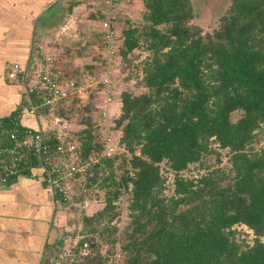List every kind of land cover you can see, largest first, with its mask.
<instances>
[{
    "label": "trees",
    "instance_id": "trees-1",
    "mask_svg": "<svg viewBox=\"0 0 264 264\" xmlns=\"http://www.w3.org/2000/svg\"><path fill=\"white\" fill-rule=\"evenodd\" d=\"M141 1L142 31H122L117 47L125 60L142 37L148 52L137 83L144 93L120 94L112 127L128 169L116 179L114 156L90 166L82 186L105 190L104 206L81 217L86 231L62 264H107L116 242L122 264H264V148L251 147L264 126V0H230L216 28L203 34L189 25L190 0ZM86 114L80 110L75 133L82 159L103 149ZM211 142L226 151V172L206 171L203 159L217 154ZM162 162L173 177L168 197ZM192 164L203 173L183 177ZM124 193L118 229L112 201ZM239 225L251 231L250 244L236 239Z\"/></svg>",
    "mask_w": 264,
    "mask_h": 264
},
{
    "label": "crops",
    "instance_id": "crops-1",
    "mask_svg": "<svg viewBox=\"0 0 264 264\" xmlns=\"http://www.w3.org/2000/svg\"><path fill=\"white\" fill-rule=\"evenodd\" d=\"M120 2L117 0L113 10L116 35ZM104 18L103 0H0L2 124L7 125L30 97L18 80L8 79L9 73L21 71L31 76L43 56L48 55L64 82L86 85V69L97 71L95 75L98 76L100 28ZM82 77L84 79L79 81ZM116 92L109 107V119L117 112L120 114V100L115 102ZM67 106L72 109L73 102ZM90 114L86 115L96 127L99 122L97 112ZM18 124L32 131L46 130L45 119L40 114L34 117L23 113ZM116 135L114 139H118ZM76 211L77 208L63 204L56 195L46 191L42 172L33 164L14 180L0 184V264H47L56 256L54 253L58 248L65 246L67 241L81 238V233L86 231H83L81 221L74 220ZM79 215L91 216L87 212ZM73 228L82 231H71L68 235Z\"/></svg>",
    "mask_w": 264,
    "mask_h": 264
},
{
    "label": "built area",
    "instance_id": "built-area-1",
    "mask_svg": "<svg viewBox=\"0 0 264 264\" xmlns=\"http://www.w3.org/2000/svg\"><path fill=\"white\" fill-rule=\"evenodd\" d=\"M117 0H103L105 18L101 24L99 73L95 85L102 94L101 101L95 102L98 123V141L102 151L98 155L82 159L79 156V142L71 134L67 113L62 114V107L71 100L83 96L87 85L77 86L72 82H64L61 72L53 60L43 56L33 75H24L21 71L9 73L10 80H18L24 86L25 93L30 96L15 117H11L7 125L0 122V184L20 176L31 164L41 172L48 193L56 195L62 203L75 206L79 201L74 197L72 188H84L80 183L86 176L90 166L100 158H112L117 150V139L111 135L110 105L114 91L129 74L130 56L125 60L117 54L116 34L113 28V10ZM141 49L139 50V52ZM43 116L46 122L45 132L21 128L18 119L21 114ZM109 121V122H108ZM118 229L123 225L124 218L118 216L114 220ZM92 242L82 244L86 249ZM107 264H122L118 242L107 256Z\"/></svg>",
    "mask_w": 264,
    "mask_h": 264
},
{
    "label": "rangeland",
    "instance_id": "rangeland-1",
    "mask_svg": "<svg viewBox=\"0 0 264 264\" xmlns=\"http://www.w3.org/2000/svg\"><path fill=\"white\" fill-rule=\"evenodd\" d=\"M199 1L201 0H190V6L193 17L191 21H189V25L198 28L202 34L207 32L210 33L213 29L216 28L217 20L220 17L221 13H224L226 11L230 0H222L217 2L206 0V5L200 3ZM143 12H144V7L141 0H121L117 12L120 15L118 23L116 24L117 35H115L117 41V47L119 44H121L122 41V31L126 30L127 28L130 29L134 28L137 30V34H140L144 24L142 20ZM92 28L93 27H90V29ZM93 41L94 43H96L97 39L94 38ZM145 48H146V42L141 37L138 47L135 48V50L128 55L131 57L129 74L126 78L122 80V82L119 85L116 86L117 92L115 94V102L117 99H119L120 94L123 92H129L131 93V95H139L141 93H144L143 88H141L137 83L140 78L141 65L143 63V60L148 55V52L145 51ZM140 49L142 51L139 52ZM96 72L97 71H93V70L89 71L88 69H86L85 73L87 74V76H85V79L87 82L85 81V83L87 87L83 91V96L81 98H77L76 96V98L71 100V102H68L65 106L62 107L63 109L61 111L63 112V114L64 113L68 114V112L70 114V120H69L71 124L70 129H71V134L74 137H75V133L80 131L79 125L77 124V121L79 120L78 118H80V110L87 109L88 113H91L90 115H96L97 110L95 108V102L96 101L100 102L102 99V94L95 95V92L97 93L100 91V89L96 85L94 87V82H96L97 80V75H95ZM81 79H84V77L80 78L79 81H81ZM72 102H73V107L72 109H70L67 105ZM67 117L68 115L66 116V118ZM118 117H119L118 112L111 116L110 122L109 121L108 122L112 124V127L113 125H115L117 121L116 119H118ZM236 117L237 116L234 114L232 116V120H234ZM91 129L94 131V134H96L97 136L98 130L97 128L93 127V124L91 125ZM115 131L112 130L113 138L117 136L116 133L118 134V129ZM210 147L217 154L216 155L210 154L203 159L204 166L207 167L206 171L219 168L224 172H226L228 170V162H227L228 156L226 154V151L217 148L216 144L213 142L210 143ZM251 147L253 148V150L264 148V126H262L260 130H258L255 141L251 145ZM114 157L116 159L113 162V167L120 165L119 169L115 171L116 173L115 176L117 179L118 176L122 174L124 169H128L127 165L124 166L123 164H121L122 158L127 159L129 156L122 150H116ZM158 168H159V176L163 184V195L165 197H168L171 195L172 178H173L172 174L170 173V171L167 168V165L164 162L160 163L158 165ZM202 173H203L202 168H199L198 165L196 164H192L188 166L187 169L181 173V175L188 179H196ZM97 175L98 177H102L105 174L99 172ZM84 178L85 176L81 178L80 180L81 184L83 183L82 181H84ZM72 190L75 199L79 198L78 199L79 202L75 206H72L77 208V211L75 212L74 215L75 217L74 220H76L77 222L81 221V217L79 213L81 214L87 212V214L94 215L96 212H98V210L100 211L103 208L104 201L106 198V195H104L105 190L99 189L98 184H93L89 189L84 188V192L82 191V188L79 187L72 188ZM112 205L115 206V210H113V212L115 211L116 214H118L119 216L123 215V218H125L126 193L121 195L117 200L115 201L113 200ZM113 212L110 211L107 214V217L111 216ZM106 218L104 219L105 221ZM92 228L96 230L99 227H97L96 224V226L93 225ZM234 229L236 231V239L238 240V242H240L243 245L250 244L252 242L253 236L251 231H249L242 225L235 226ZM71 231H76L81 233L82 230L81 228H78L77 230L76 228H73V230L71 229L68 232V235L71 234ZM73 235H75V232ZM80 239L81 238H74V240L67 241V244H65V246L62 245L60 248H58L55 251L54 254L56 256L53 255L55 257L49 259V262H47V264H62L68 259H72L74 257L72 250L75 246V243ZM89 239L93 240L92 237L91 238L89 237L88 240Z\"/></svg>",
    "mask_w": 264,
    "mask_h": 264
},
{
    "label": "flooded vegetation",
    "instance_id": "flooded-vegetation-1",
    "mask_svg": "<svg viewBox=\"0 0 264 264\" xmlns=\"http://www.w3.org/2000/svg\"><path fill=\"white\" fill-rule=\"evenodd\" d=\"M209 1L217 2V1H222V0H209ZM199 2L203 3L204 5H206V0H201Z\"/></svg>",
    "mask_w": 264,
    "mask_h": 264
},
{
    "label": "water",
    "instance_id": "water-1",
    "mask_svg": "<svg viewBox=\"0 0 264 264\" xmlns=\"http://www.w3.org/2000/svg\"><path fill=\"white\" fill-rule=\"evenodd\" d=\"M91 247H92V245H91Z\"/></svg>",
    "mask_w": 264,
    "mask_h": 264
}]
</instances>
